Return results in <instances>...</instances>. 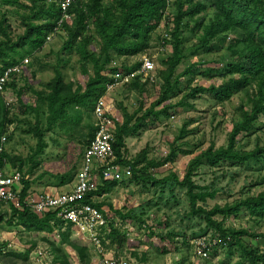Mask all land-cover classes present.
Instances as JSON below:
<instances>
[{
	"label": "trees",
	"instance_id": "16d2710c",
	"mask_svg": "<svg viewBox=\"0 0 264 264\" xmlns=\"http://www.w3.org/2000/svg\"><path fill=\"white\" fill-rule=\"evenodd\" d=\"M0 1L4 6L17 11L24 27V33L13 41L6 19L0 20V35L4 38L0 42V77L8 69L23 64L27 57L41 52L48 44L49 36L66 32L62 52L75 53L79 56L82 76L87 79L85 85L77 87L74 83H67L61 69L62 64H67V61H59L55 77L45 86V91L40 93L48 113L47 129L42 130L41 121H37L33 132L38 143L30 159L32 162L30 175L41 166L36 158L43 156L48 147L46 133L52 132L58 126L71 127L72 130L74 122L71 117L72 111L83 108L94 114L97 102L106 96L109 87L123 82L132 74L137 73L132 79L135 82L133 88L144 93L146 86L142 82L144 75L138 74L143 62L133 66L112 65L118 58L132 59L145 55L151 48L152 34L158 30L172 6L173 12L168 18L172 28L162 40L164 45L171 46L172 53L165 63L167 69L160 73L161 95L150 108L144 111L139 109L133 114L125 113L123 123L117 126L114 164L130 169L131 180L136 184L151 185L161 189L162 192L168 189L172 199H175V188L186 190L190 205L188 218L204 220L207 229L212 231L211 240L219 239L221 242L212 251L215 249L217 251L224 244L229 247L230 254L233 255L232 250L236 247L241 254L239 264H264V233L254 234L249 230H236L225 226L229 218H237L244 210L248 211L251 218L264 221V192L237 199L224 206L215 205L209 209V201H214L223 189L215 188V183L200 186L194 180L201 168L214 170L226 164L250 167L253 164L260 166L264 163V145H258L252 151L238 148L240 137L244 134H252L257 122L264 117V0H174L173 2L170 0H71L67 19L64 18L62 9V3L67 0H28L29 5L23 4L22 0ZM186 33L191 37L188 38ZM191 39L195 42L187 47L186 44L191 42ZM95 44L98 51L93 48ZM221 47L226 49L227 54L226 60H223L226 65L221 84H212L209 87L194 86L196 76L202 75L213 79L220 71L218 68H207L200 72V67L206 66L203 62L192 63L182 73H177L178 68L190 57L210 55ZM19 77L13 76V81L7 83L6 90L16 89V79ZM186 77L189 79L186 81L187 85L183 87V80ZM175 93L181 94V100L175 105L168 104ZM242 93L247 95L249 106L240 108L241 121L233 126L227 145L220 148L211 145L201 151L190 160L183 178L172 172L159 179L152 172L172 162L178 151L187 156L195 154L190 150L180 151L177 146L187 134L185 129H182L176 139L177 143H173L171 151L163 159H149L148 148L133 159L126 156L128 154L126 139L138 137L149 125L155 124L162 117L169 118L170 111L178 108H193L191 100L203 95L213 97L222 105ZM164 104L166 105L162 107ZM11 109L7 106L5 95L0 93V171L10 164L22 172V159L11 157L2 144V138L7 136L8 128L14 121L11 119ZM31 110L36 111L35 108ZM95 132L96 128L93 127L86 137V149L93 140ZM100 179L97 191L87 196L83 203L96 207L106 216L105 208L113 210V206L109 203L96 202L92 198L107 197L120 183L116 180H104L102 176ZM22 187L19 199L21 209L10 204L16 224L28 232L44 234H54L56 230L62 231L67 228L61 240L65 244L70 243V229H73V225L61 218L59 211L36 214L28 205L32 182L23 178ZM117 213L123 220L131 219L147 225L146 221L137 218L135 213L128 212L126 215L119 211ZM2 222L3 219L0 218V223ZM110 228L111 232L104 241L112 240L113 244L117 243L122 248L127 241L126 235L122 236L113 223L110 224ZM150 234L155 236L152 229ZM207 236V234L199 236L197 239ZM246 238L259 243L257 246L248 245L245 242ZM73 247L82 260L88 258L89 247L76 245ZM53 250L55 251H52V264H71L69 257L60 249L54 247ZM6 252H9L6 248L0 249V254L7 256L9 253ZM30 252L11 256L27 262Z\"/></svg>",
	"mask_w": 264,
	"mask_h": 264
},
{
	"label": "rangeland",
	"instance_id": "374dc122",
	"mask_svg": "<svg viewBox=\"0 0 264 264\" xmlns=\"http://www.w3.org/2000/svg\"><path fill=\"white\" fill-rule=\"evenodd\" d=\"M173 2L174 0H170ZM22 3L29 5L28 0ZM173 12L171 6L166 18L160 27L151 36L150 50L142 56L114 60L112 66H133L142 63L144 59H150L155 63L153 73L142 79L146 84L144 93L135 90V82L126 77L123 82L109 87L106 99L111 103L112 115L117 124H122L125 113L133 114L139 109L143 111L150 108L161 95L162 81L160 73L167 69L165 63L172 53L171 46L163 44V38L172 28L168 18ZM3 18L10 27V35L13 41L24 33V27L20 15L11 7L4 6L0 1V20ZM66 32H60L49 42L41 52L27 57L30 63L24 69L21 77L16 79L17 88H9L5 95L6 101L12 103L11 119L13 123L7 132V142L4 149L11 157L21 158L23 161L22 172L10 164L4 169L7 173L20 172L25 180L32 182L30 198L36 199L42 193L60 195L70 192L76 184L77 176L83 165V155L86 149L85 139L90 131L95 128V116L93 113L81 108L71 112L73 128L56 127L52 132L46 133L47 149L43 156L36 158L41 163L32 175L29 169L32 166L31 157L37 147V139L34 128L37 121H41L42 130L47 129V108L40 93L45 91V86L55 77V70L60 60L67 61L62 64L64 80L67 83L85 85L87 79L82 76L79 56L75 53L62 52L66 41ZM190 38V34L186 33ZM0 35V42L3 41ZM195 41L191 39L186 45L190 47ZM97 51V45H93ZM226 49L221 47L210 55L193 56L187 59L177 70L182 73L189 65L195 62H203L200 72L207 68H218L220 71L213 79L202 75L195 77L194 86L209 87L212 84L223 82L222 74L225 73ZM210 63V64H209ZM220 63V65H219ZM223 63V64H222ZM188 77L183 80V87L187 85ZM175 95V96H174ZM171 101L177 104L182 96L175 93ZM177 95V96H176ZM193 108H178L170 111V117H162L155 124L149 125L138 137L126 139L128 158L133 159L143 150L148 148L149 159L160 160L171 151L173 143L180 136L182 129L187 134L177 146L180 151H194L195 154L187 156L178 154L176 158L165 167L156 169L152 173L159 179L175 172L183 178L188 163L201 151L211 145L216 148L226 146L228 136L233 126L241 121L242 106H249L247 95L242 93L225 104H218L213 97L203 95L191 100ZM164 104L162 107H164ZM35 108L36 111L31 110ZM161 109V108H160ZM78 117L80 119L78 120ZM238 148L244 151H252L258 145H264V117L257 122L252 134H244L240 137ZM19 167V165L17 166ZM124 171V169H120ZM200 186L215 183V188L223 189L214 201H209L208 208L215 205L224 206L237 199H243L264 192V163L250 167L226 164L220 169L201 168L194 178ZM97 181L101 182L98 178ZM120 185L107 197H95L94 201L109 203L113 210L105 208V214L109 223L119 229L122 236L126 235L127 241L121 248L119 244L106 240L103 244V253H96L94 247L89 246L75 229H70L68 244L62 242L61 236L67 232L56 230L54 234L28 232L16 224L10 209V204L0 205V249L6 248L7 256L0 254L2 264H32L37 253H46L53 260L55 248L66 254L71 264H96L103 259H124L133 264H239L240 251L234 247L231 255L229 247L222 244L216 251L210 253L209 259H200L194 254L193 243L199 236L208 235L211 240L212 231L207 229L206 223L200 218H188L190 205L186 196V190L175 188V199H172L168 189L162 192L151 185L136 184L131 180V175H126ZM253 185V186H251ZM52 191V192H50ZM135 213L137 218L146 221L148 225H142L131 219L123 220L117 213ZM221 220L220 218H217ZM227 228L236 230H249L254 234L264 233V221H258L244 210L237 218L231 217L225 222ZM151 229L155 236L150 234ZM206 233V234H205ZM172 237V241L170 238ZM161 238L163 240L161 241ZM248 245L257 246V243L246 238ZM73 245L89 247L87 259L82 260ZM30 252L29 260L23 261L11 256L13 254L25 255ZM215 251V252H214ZM90 261V262H89ZM35 262V261H34Z\"/></svg>",
	"mask_w": 264,
	"mask_h": 264
},
{
	"label": "built area",
	"instance_id": "2783aa9c",
	"mask_svg": "<svg viewBox=\"0 0 264 264\" xmlns=\"http://www.w3.org/2000/svg\"><path fill=\"white\" fill-rule=\"evenodd\" d=\"M72 1L67 0L62 3L64 18L67 19L68 10ZM62 21L59 23L61 25ZM56 34L48 37L47 41L51 42ZM30 63L28 59L19 66H14L6 71L0 77V93H6V85L13 81V76H20L24 69ZM156 69L155 63L150 59H144L143 66L138 74L147 77ZM137 74V73H136ZM136 74L128 76L133 79ZM7 106L12 107V103L7 101ZM96 132L93 140L83 155V165L77 176L76 184L70 192L60 195L42 193L36 199L29 198L28 205L38 215H43L50 211H59V216L67 223L73 225L89 245L94 247L96 253H103V241L110 234L111 228L107 217L96 207L83 203L84 199L96 192L99 186L98 178L104 180L122 181L126 175H131L130 169L123 168L114 164L116 156L114 152V142L116 140L117 121L112 115L111 103L107 102L106 96L99 99L94 110ZM7 136L2 138V144L7 142ZM23 175L20 172L7 173L5 170L0 171V203L12 204L21 209L20 193L22 191ZM93 200L95 199L92 198ZM221 242L218 240H209L207 237L196 239L193 243L194 254L200 259H209L210 253L214 247ZM32 264H52V259L46 253H37ZM35 261V262H34ZM0 264H2L0 262ZM96 264H133L124 259H103L96 261Z\"/></svg>",
	"mask_w": 264,
	"mask_h": 264
},
{
	"label": "crops",
	"instance_id": "0c3cea01",
	"mask_svg": "<svg viewBox=\"0 0 264 264\" xmlns=\"http://www.w3.org/2000/svg\"><path fill=\"white\" fill-rule=\"evenodd\" d=\"M50 192H52V191H50Z\"/></svg>",
	"mask_w": 264,
	"mask_h": 264
},
{
	"label": "clouds",
	"instance_id": "9594fccd",
	"mask_svg": "<svg viewBox=\"0 0 264 264\" xmlns=\"http://www.w3.org/2000/svg\"><path fill=\"white\" fill-rule=\"evenodd\" d=\"M49 43V42H48Z\"/></svg>",
	"mask_w": 264,
	"mask_h": 264
}]
</instances>
